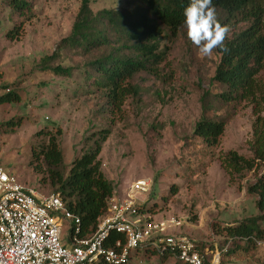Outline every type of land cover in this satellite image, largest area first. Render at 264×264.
Returning <instances> with one entry per match:
<instances>
[{
  "label": "rangeland",
  "instance_id": "1",
  "mask_svg": "<svg viewBox=\"0 0 264 264\" xmlns=\"http://www.w3.org/2000/svg\"><path fill=\"white\" fill-rule=\"evenodd\" d=\"M135 1L88 0V5L93 13L101 9L128 11ZM81 2L33 0L31 16L25 18L13 12L8 0H0V93L7 85L21 97L19 102L0 105V122L23 117L14 133L0 132V164L18 182L43 194L52 193L55 188L32 151L39 149L48 135L55 134L67 173L71 161L89 146L86 137L109 127L111 132L102 144L99 159L104 175L113 182V196L125 198L136 179L149 177L150 188L137 193L135 203L155 207L153 212L139 215L174 217L181 226L172 232L220 251L225 237L216 226L264 215L256 206L257 195L247 192L248 185L263 173L264 162L230 179L218 160L221 150L252 156L248 142L253 124L258 117L259 122L264 119V68L256 78L258 92L253 100L234 108L222 107L214 94L223 86L213 81L219 53L216 49L212 57L198 55L182 27L175 35L161 37L165 58L158 70L142 71L130 79L137 95L128 94L119 109L110 108L101 91L85 79L89 62L107 50L83 53L67 47L57 49L60 40L70 34ZM217 18L230 27L228 39L250 25V19L230 18L221 10H217ZM18 25L22 26L17 36H7ZM54 51L55 58L49 65L68 67L69 76L42 70L40 61ZM228 110L234 114L219 145L206 147L193 135L196 122L202 115L219 118ZM59 129L60 134L56 132ZM173 185L177 192L165 202ZM69 229V223L63 220V245L67 244ZM258 245L253 252L236 250L222 264H264V242ZM208 256L210 253L205 254ZM127 264L177 263L171 257L161 261L157 254L139 248Z\"/></svg>",
  "mask_w": 264,
  "mask_h": 264
},
{
  "label": "trees",
  "instance_id": "2",
  "mask_svg": "<svg viewBox=\"0 0 264 264\" xmlns=\"http://www.w3.org/2000/svg\"><path fill=\"white\" fill-rule=\"evenodd\" d=\"M33 0H8V4L19 16L29 18L32 12ZM189 0H137L133 9L121 11L115 9H101L93 13L88 0H82L70 34L60 40L57 49L67 47L89 53L94 49L107 51L89 62V69L85 72L87 83L99 89L110 105L119 109L128 94L137 95L138 90L130 83L139 72L155 73L159 64L165 58L164 47L160 48L163 35H175L183 27V11ZM216 10L223 11L230 18L242 17L250 19V25L234 33L232 38L226 39L229 51L219 53V61L215 68L213 81L223 86L221 92L214 97L222 107L233 108L243 101H251L257 96L256 78L264 68V0H213ZM221 23V21L219 20ZM22 25L15 26L7 33L15 38ZM165 31V33H164ZM56 52L43 57L40 61L42 70H49L55 74L70 75L68 67L57 64L49 65L55 58ZM0 93V105L19 102V93L3 85ZM205 97V95H204ZM205 109V106H203ZM233 111L219 118L202 115L196 122L193 135L199 138L206 147L219 145L225 127ZM259 118L253 124L252 138L248 142L251 157L239 154L236 150H221L218 160L230 179L235 175H242L246 171L255 169L259 162H264V119ZM23 117H12L0 122V132L14 133L21 126ZM258 121V122H257ZM60 134V129L56 131ZM111 130L109 127L93 131L86 137L89 146L76 156L64 171L63 154L58 146L57 136L50 134L47 141L32 154L40 163L50 178L54 192L61 195L66 207L77 214L80 223L76 231L75 226L69 229V235L77 233L80 237L91 235L99 223V219L106 213L109 200L114 194L113 182L106 178L101 170L99 154L102 144L106 141ZM32 164V162H30ZM177 192L176 186H171L168 197ZM247 192L257 195L256 206L264 212V171L255 181L248 185ZM155 206L137 207L138 213L153 212ZM264 215L246 218L239 222L215 229L223 232L225 241L220 245L221 262L236 250L253 252L259 242H264V225L261 221ZM216 230V231H217ZM125 242L122 233L112 230L105 239L107 246H112L117 239ZM228 246L224 249V246ZM195 249L202 251L203 243L193 241ZM145 253L157 254L161 261L173 256L170 253L159 254L154 248L145 244ZM206 257V262L211 257ZM175 259V258H173ZM177 264H185L175 259ZM105 264V263H99Z\"/></svg>",
  "mask_w": 264,
  "mask_h": 264
},
{
  "label": "built area",
  "instance_id": "3",
  "mask_svg": "<svg viewBox=\"0 0 264 264\" xmlns=\"http://www.w3.org/2000/svg\"><path fill=\"white\" fill-rule=\"evenodd\" d=\"M150 185L149 177L136 179L125 198H110L91 235L68 234L63 245L62 221L78 231L79 216L67 209L60 193H40L18 182L0 164V264H127L132 252L147 243L185 264H220L219 250L212 251L206 262L208 248L200 252L187 236L171 231L181 226L180 220L139 215L135 196L146 193ZM112 230L122 233L125 242L119 238L107 246L105 239Z\"/></svg>",
  "mask_w": 264,
  "mask_h": 264
},
{
  "label": "clouds",
  "instance_id": "4",
  "mask_svg": "<svg viewBox=\"0 0 264 264\" xmlns=\"http://www.w3.org/2000/svg\"><path fill=\"white\" fill-rule=\"evenodd\" d=\"M183 27L201 57H212L216 49L229 51L225 41L231 29L219 22L213 0H189L183 11Z\"/></svg>",
  "mask_w": 264,
  "mask_h": 264
}]
</instances>
